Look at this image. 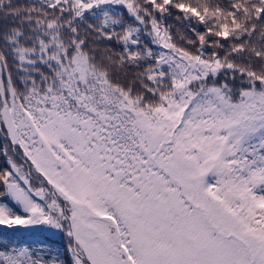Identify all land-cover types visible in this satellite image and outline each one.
<instances>
[{
    "label": "snow or ice",
    "instance_id": "1",
    "mask_svg": "<svg viewBox=\"0 0 264 264\" xmlns=\"http://www.w3.org/2000/svg\"><path fill=\"white\" fill-rule=\"evenodd\" d=\"M0 264H264V0H0Z\"/></svg>",
    "mask_w": 264,
    "mask_h": 264
}]
</instances>
